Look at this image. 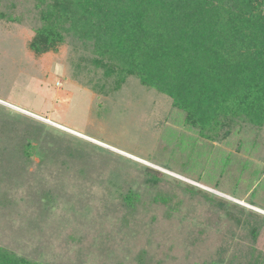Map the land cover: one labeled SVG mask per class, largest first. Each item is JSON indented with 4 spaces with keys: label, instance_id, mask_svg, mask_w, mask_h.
I'll use <instances>...</instances> for the list:
<instances>
[{
    "label": "rangeland",
    "instance_id": "374dc122",
    "mask_svg": "<svg viewBox=\"0 0 264 264\" xmlns=\"http://www.w3.org/2000/svg\"><path fill=\"white\" fill-rule=\"evenodd\" d=\"M35 3L0 0V246L48 264H246L249 238L210 197L264 217L248 203L256 189L264 205V127L212 142L136 79L87 87L67 46L30 50Z\"/></svg>",
    "mask_w": 264,
    "mask_h": 264
},
{
    "label": "trees",
    "instance_id": "16d2710c",
    "mask_svg": "<svg viewBox=\"0 0 264 264\" xmlns=\"http://www.w3.org/2000/svg\"><path fill=\"white\" fill-rule=\"evenodd\" d=\"M34 8L30 50L42 56L67 46L69 61L90 73L87 87L111 94L136 79L167 96L183 125L212 142L229 138L240 121L264 127V0H36ZM19 148L28 159L38 154L29 140ZM143 170L160 183L159 170ZM256 193L248 203L264 210ZM210 198L249 238L246 264H262L264 217ZM123 201L134 208L139 197L129 191ZM0 264L48 263L0 246Z\"/></svg>",
    "mask_w": 264,
    "mask_h": 264
}]
</instances>
